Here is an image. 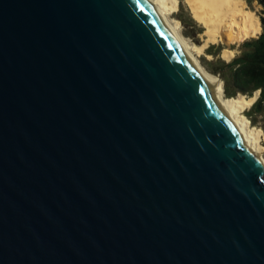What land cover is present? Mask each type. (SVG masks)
<instances>
[{
	"label": "water",
	"instance_id": "1",
	"mask_svg": "<svg viewBox=\"0 0 264 264\" xmlns=\"http://www.w3.org/2000/svg\"><path fill=\"white\" fill-rule=\"evenodd\" d=\"M210 83L146 0H0V264H264Z\"/></svg>",
	"mask_w": 264,
	"mask_h": 264
},
{
	"label": "bare ground",
	"instance_id": "2",
	"mask_svg": "<svg viewBox=\"0 0 264 264\" xmlns=\"http://www.w3.org/2000/svg\"><path fill=\"white\" fill-rule=\"evenodd\" d=\"M194 19L204 27V41L195 46L184 40L179 31V24L171 13L177 9L178 0H146L155 18L162 28L179 46L187 66L202 80L210 81L209 94L214 98L218 108L228 125L244 147L247 153L257 157L264 178V159L261 156L263 146L259 137L264 132L249 126L248 119L243 115V109L250 105L254 96L244 97L238 94L227 97L223 94L222 84L218 78L208 73L200 64L197 56L208 40L215 36L228 41L240 40L259 32V21L252 11L244 8L243 0H184ZM231 50L223 48L222 55L229 56ZM257 91L254 93L256 94Z\"/></svg>",
	"mask_w": 264,
	"mask_h": 264
},
{
	"label": "trees",
	"instance_id": "3",
	"mask_svg": "<svg viewBox=\"0 0 264 264\" xmlns=\"http://www.w3.org/2000/svg\"><path fill=\"white\" fill-rule=\"evenodd\" d=\"M256 1L261 5L258 15L260 31L241 40L230 59L217 57L212 61L202 60L201 63L220 77L227 97H234L236 93L250 96L258 90L245 115L251 124L259 115L260 126L264 129V0ZM188 20L194 22L191 17Z\"/></svg>",
	"mask_w": 264,
	"mask_h": 264
},
{
	"label": "rangeland",
	"instance_id": "4",
	"mask_svg": "<svg viewBox=\"0 0 264 264\" xmlns=\"http://www.w3.org/2000/svg\"><path fill=\"white\" fill-rule=\"evenodd\" d=\"M244 1V8L248 9L250 11L253 12V14L257 17L258 19V15L260 13V8L261 5L256 1V0H243ZM172 18L179 24V31L180 34L182 35V37L184 38V40L186 42H188L189 44L191 43L192 45L195 46H199L203 43L205 35L203 33L204 31V27L202 26V24L200 22H198L196 19L193 18V16L191 15V12L189 11L188 5L185 3L184 0H178V6L177 9L171 13ZM189 17H191L194 22H190L188 19ZM259 21V19H258ZM259 31H260V23H259ZM257 34V33H256ZM255 34V35H256ZM254 36V35H251ZM249 37V36H248ZM247 38V37H245ZM244 38L240 39V40H234V41H226V40H222L219 38V36H215L214 40H208L203 48L201 49V51L198 53V60L200 62V64L202 65V67L210 74L216 76L218 78V80L220 81V83L222 84V81L220 79V77L215 74L210 72L202 63V60H214L217 57H220L224 60H228L230 59L234 53L237 51V47L238 44L241 42V40H243ZM226 48L231 50V54L229 56H224L222 55V49ZM258 93V90H255ZM255 91H253V93L250 96H254L256 97L257 93H255ZM224 94V92H223ZM238 94L241 93H236L234 96H237ZM243 95V94H241ZM244 97H250V96H245ZM254 97V98H255ZM253 98V100H254ZM252 100V101H253ZM252 103V102H251ZM250 105L246 106L242 113L243 115L248 119V117L245 115L246 110L248 109ZM249 121V126L252 128H256L259 129L261 131L264 132V129L260 126L261 124V120L259 119V115L256 117V120L254 122V124H251L250 120ZM259 143L263 146L262 150H261V156L264 159V138H262V135L259 137Z\"/></svg>",
	"mask_w": 264,
	"mask_h": 264
}]
</instances>
